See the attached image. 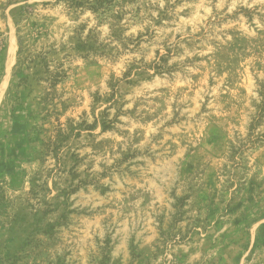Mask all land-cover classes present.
<instances>
[{
	"label": "rangeland",
	"instance_id": "obj_1",
	"mask_svg": "<svg viewBox=\"0 0 264 264\" xmlns=\"http://www.w3.org/2000/svg\"><path fill=\"white\" fill-rule=\"evenodd\" d=\"M0 264H264V0H0Z\"/></svg>",
	"mask_w": 264,
	"mask_h": 264
},
{
	"label": "trees",
	"instance_id": "obj_2",
	"mask_svg": "<svg viewBox=\"0 0 264 264\" xmlns=\"http://www.w3.org/2000/svg\"><path fill=\"white\" fill-rule=\"evenodd\" d=\"M18 30H19V29H18ZM18 41H19L20 45H23V38H22L21 35L18 37Z\"/></svg>",
	"mask_w": 264,
	"mask_h": 264
},
{
	"label": "bare ground",
	"instance_id": "obj_3",
	"mask_svg": "<svg viewBox=\"0 0 264 264\" xmlns=\"http://www.w3.org/2000/svg\"><path fill=\"white\" fill-rule=\"evenodd\" d=\"M15 49H16V46H15Z\"/></svg>",
	"mask_w": 264,
	"mask_h": 264
}]
</instances>
